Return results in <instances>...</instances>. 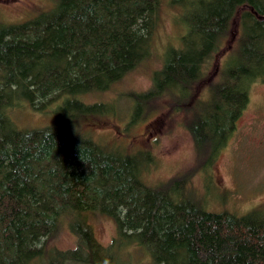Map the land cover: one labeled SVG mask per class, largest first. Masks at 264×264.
<instances>
[{"label":"trees","instance_id":"obj_1","mask_svg":"<svg viewBox=\"0 0 264 264\" xmlns=\"http://www.w3.org/2000/svg\"><path fill=\"white\" fill-rule=\"evenodd\" d=\"M160 1L56 0L28 21L0 22V264H138L131 249L145 255L140 264H264V207L207 211L186 189L192 170L146 186L149 153L128 155L76 129L103 110L84 97L145 57ZM178 21L180 46L165 52L151 90L133 95L131 115L168 100L189 116L185 129L207 163L232 133L250 85L264 82V0H195ZM234 21V53L206 99L194 101ZM20 105L36 113L52 105L55 124L18 128L10 111ZM94 214L115 225L106 246L88 224ZM63 222L75 241L61 251L49 240Z\"/></svg>","mask_w":264,"mask_h":264},{"label":"rangeland","instance_id":"obj_2","mask_svg":"<svg viewBox=\"0 0 264 264\" xmlns=\"http://www.w3.org/2000/svg\"><path fill=\"white\" fill-rule=\"evenodd\" d=\"M56 0H0V22L6 25L28 21L50 10ZM195 0H161L157 22L145 57L107 90L84 97L86 103L99 104L102 113L81 117L76 129L94 142L132 155L149 153L153 164L142 174L146 186L154 187L180 174L189 172L186 189L210 212L226 211L242 215L264 207V82H254L248 89V101L224 145L209 162L198 158L185 129L187 114L173 110L166 99L146 104L132 117L133 95L162 64L168 49L180 46L183 28L178 17L187 13ZM174 3V2H173ZM238 27L234 21L228 36L204 67L202 79L195 86L194 101L207 97L210 83L218 80L225 61L234 53ZM51 105L36 113L20 105L10 111L18 128H39L55 124ZM93 237L106 246L115 235L113 221L99 214L89 215ZM74 237L66 224H60L49 245L58 250L74 247ZM135 261L146 260L139 250H130Z\"/></svg>","mask_w":264,"mask_h":264},{"label":"clouds","instance_id":"obj_3","mask_svg":"<svg viewBox=\"0 0 264 264\" xmlns=\"http://www.w3.org/2000/svg\"><path fill=\"white\" fill-rule=\"evenodd\" d=\"M152 87H153V83L151 81H148L143 85H141L139 88H137V91L141 93H147L148 91L151 90Z\"/></svg>","mask_w":264,"mask_h":264}]
</instances>
